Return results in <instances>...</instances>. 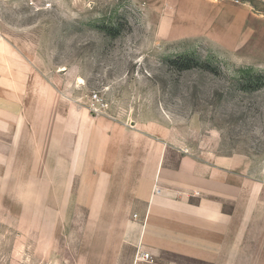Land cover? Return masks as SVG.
Masks as SVG:
<instances>
[{"label":"rangeland","instance_id":"obj_1","mask_svg":"<svg viewBox=\"0 0 264 264\" xmlns=\"http://www.w3.org/2000/svg\"><path fill=\"white\" fill-rule=\"evenodd\" d=\"M23 1L0 0V31L66 102L154 128L155 140L198 159L240 157L245 175L264 181V0H239L255 17L234 50L169 40L134 0H56L46 11ZM0 172V264H119L117 239L104 252V229L118 221L102 214L103 201L89 214V195H40L24 169Z\"/></svg>","mask_w":264,"mask_h":264},{"label":"crops","instance_id":"obj_2","mask_svg":"<svg viewBox=\"0 0 264 264\" xmlns=\"http://www.w3.org/2000/svg\"><path fill=\"white\" fill-rule=\"evenodd\" d=\"M134 4L159 16L169 40L233 50L255 17L239 0ZM1 147L0 168L24 169L40 195H89V214L103 201L102 214L118 221L104 229V252L113 237L120 249L114 263L131 250L121 264H264V181L245 175L244 159H198L155 140L154 128L66 102L0 31Z\"/></svg>","mask_w":264,"mask_h":264},{"label":"built area","instance_id":"obj_3","mask_svg":"<svg viewBox=\"0 0 264 264\" xmlns=\"http://www.w3.org/2000/svg\"><path fill=\"white\" fill-rule=\"evenodd\" d=\"M25 1H26L27 5L35 11L51 10L56 3V0H25ZM94 100L96 102H100L101 99L98 96V94H96L94 96ZM142 257L145 260L150 259V255L148 253H143Z\"/></svg>","mask_w":264,"mask_h":264},{"label":"trees","instance_id":"obj_4","mask_svg":"<svg viewBox=\"0 0 264 264\" xmlns=\"http://www.w3.org/2000/svg\"><path fill=\"white\" fill-rule=\"evenodd\" d=\"M188 64V63H187ZM184 64V65H182L181 66V68L182 69H191L192 68V65L191 64ZM245 73H247V74H249V73H251V72H254V69L253 68H247V69H245V71H244ZM259 78H262V77H264V74H262V75H260V76H258ZM245 78V80H247V82H255V81H257V79H255V78H252V77H244Z\"/></svg>","mask_w":264,"mask_h":264}]
</instances>
